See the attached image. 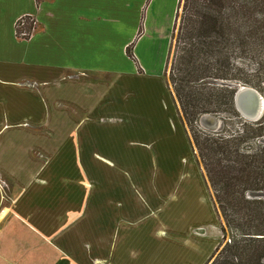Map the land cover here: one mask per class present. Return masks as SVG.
<instances>
[{"label":"crops","instance_id":"crops-1","mask_svg":"<svg viewBox=\"0 0 264 264\" xmlns=\"http://www.w3.org/2000/svg\"><path fill=\"white\" fill-rule=\"evenodd\" d=\"M179 2L0 0V264H206L217 248L214 216L186 206L192 148L201 164L166 75ZM156 69L162 105L154 80L137 87Z\"/></svg>","mask_w":264,"mask_h":264},{"label":"trees","instance_id":"trees-1","mask_svg":"<svg viewBox=\"0 0 264 264\" xmlns=\"http://www.w3.org/2000/svg\"><path fill=\"white\" fill-rule=\"evenodd\" d=\"M31 19L17 22L20 39L31 37ZM133 48L127 55L138 65ZM166 75L223 221L222 239L230 235L207 264H264V118L240 122L237 134L199 126L203 115L241 118L229 83L264 90V0H180Z\"/></svg>","mask_w":264,"mask_h":264},{"label":"rangeland","instance_id":"rangeland-1","mask_svg":"<svg viewBox=\"0 0 264 264\" xmlns=\"http://www.w3.org/2000/svg\"><path fill=\"white\" fill-rule=\"evenodd\" d=\"M245 63L247 64V61H245ZM248 65H249L250 69H252V70L255 69V67H256V65L253 62H249ZM152 73L153 74H152L151 81L145 82L143 80H138L137 87L144 89L145 85L150 84L154 80L153 84H154L155 90L157 91L158 103L160 105H162V103L165 104V99H162V96L164 93V91L162 90V87L164 86V82H165L164 71H159L158 69H156V70H153ZM154 77H157V82L154 79ZM230 84H232V83H229L228 85L230 86ZM236 84H239V83H236ZM218 85H224V84L222 82H219ZM241 85H243V84H241ZM257 91L264 97V90L263 91L257 90ZM175 115H177V114L175 113ZM240 116H241V118L237 119L235 117H232V115L223 113L222 116H218V117L212 116L213 118H215L218 121L217 127H213L214 124L211 121V119H208V121H206L204 124L200 123V121H201L200 120L199 126L201 127V129L203 131L210 133V134H217V133H221L223 131H225V133L237 134L241 128L240 122L254 123L253 121L246 119L241 113H240ZM159 118H160L161 123L165 127L166 134H167V132H169L168 136H172V134H174V137H167V138L170 139V141H172L176 145V147L178 148L177 155L178 156H180V155L182 156V154L187 155L188 154L187 145H189V139L187 137V134L185 133V130L182 129V127H180L178 124L179 118L177 119V116L174 117V115L172 116L171 114H168L167 112H165L163 110L160 111ZM263 118H264V114H263L262 118L256 122L261 121ZM190 148H192V147H190ZM192 153L194 156L191 155L190 160H189V165H190V169H191V178H190V180H191V198L186 200V206L188 207L190 205V208L193 210V212L199 210L200 213H203L204 215L209 214V215L214 216V221H213L214 224L211 223L212 219L209 216H208L206 222L208 225V229H210V231H211L210 236L212 238L216 237L217 246L219 244H221V246L218 250V253L216 254V256H218L220 254V252L224 249L226 244L229 242L230 235L228 233L227 239H225V240L222 239L221 224L223 221L221 220L219 215H217V212L215 213V211H214L215 207H214V204L212 201L211 190H210V187L208 184V180L206 181L205 175L201 169V166L199 165V163L197 161V158H196V155H195L193 148H192ZM180 161L181 160H179V162ZM185 161H187V158H185ZM187 182H188V180H187ZM183 189L184 190L182 191V188L178 187L177 191L175 192V196L183 198L181 196V191H182V195L186 191L184 178H183ZM214 252H215V249L212 251L210 257L214 254ZM216 256L214 258H216ZM210 257L208 258V260L210 259ZM208 260H207V262H208ZM207 262H206V264H207Z\"/></svg>","mask_w":264,"mask_h":264},{"label":"water","instance_id":"water-1","mask_svg":"<svg viewBox=\"0 0 264 264\" xmlns=\"http://www.w3.org/2000/svg\"><path fill=\"white\" fill-rule=\"evenodd\" d=\"M232 88L236 89L235 105L237 110L248 120L256 122L264 114V97L254 88L232 83ZM211 119L214 126H218V121L210 115H203L200 123L204 124Z\"/></svg>","mask_w":264,"mask_h":264},{"label":"built area","instance_id":"built-area-1","mask_svg":"<svg viewBox=\"0 0 264 264\" xmlns=\"http://www.w3.org/2000/svg\"><path fill=\"white\" fill-rule=\"evenodd\" d=\"M31 22H33V30H34V28H35V21H34L33 19H31ZM25 35H26V34H25ZM3 184H4V186L6 185L5 182H4Z\"/></svg>","mask_w":264,"mask_h":264}]
</instances>
